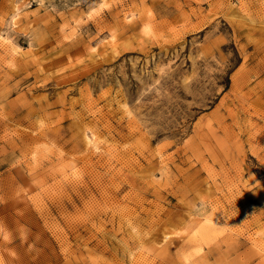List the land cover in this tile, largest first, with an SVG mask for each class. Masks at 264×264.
<instances>
[{"label":"rangeland","instance_id":"rangeland-1","mask_svg":"<svg viewBox=\"0 0 264 264\" xmlns=\"http://www.w3.org/2000/svg\"><path fill=\"white\" fill-rule=\"evenodd\" d=\"M0 264H264V0H0Z\"/></svg>","mask_w":264,"mask_h":264}]
</instances>
